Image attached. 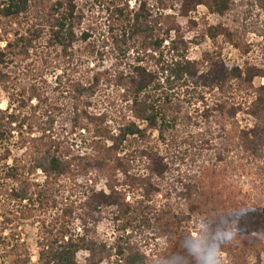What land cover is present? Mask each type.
<instances>
[{"label":"trees","instance_id":"obj_1","mask_svg":"<svg viewBox=\"0 0 264 264\" xmlns=\"http://www.w3.org/2000/svg\"><path fill=\"white\" fill-rule=\"evenodd\" d=\"M125 1L121 8L93 0L90 11L98 6L101 18L107 14L113 24L122 23L112 41L100 36L96 42L98 28L83 0H0V87L10 93L23 77L32 81L18 98H10L6 111L0 109L3 159L11 156L9 145L15 140L23 151L1 173L0 264H33L18 232L23 221L41 226L38 264H156L138 240L155 248L161 240L169 260L175 259L172 264L180 258L179 264H207L209 253L218 250L213 245L220 230L222 236L234 235L248 224L250 232H260L261 218L234 217L197 177H184L180 167L196 168L210 154L213 164L205 165L226 174L237 151L242 162L263 170L264 86L255 89L254 81L264 79V68L228 66L210 54L202 62L191 61L181 29L167 18H153V0H138L137 10ZM154 3L174 7L184 17L200 6L225 16L233 6L232 0ZM252 6L264 10V0ZM173 31L177 38L166 56L164 45ZM219 33L216 28L206 32L213 40ZM80 40L89 43L85 59L70 52ZM95 57L100 65L111 57L112 67L103 72L89 68ZM208 65L207 76L200 77ZM55 68L61 75L52 88L44 77ZM198 78L203 84L196 87ZM59 105L79 123L78 138L64 122L58 126L59 117L50 109ZM239 115L248 118L244 127ZM227 123L233 124L231 131ZM101 176L108 192L97 191ZM129 194L133 201L128 202ZM104 214L117 227L116 244L97 236V215ZM237 252L228 250L230 264H247ZM242 252L245 256L248 250Z\"/></svg>","mask_w":264,"mask_h":264},{"label":"rangeland","instance_id":"obj_2","mask_svg":"<svg viewBox=\"0 0 264 264\" xmlns=\"http://www.w3.org/2000/svg\"><path fill=\"white\" fill-rule=\"evenodd\" d=\"M102 1L106 3L107 6H110L113 2L116 6L119 5L121 8L126 7L125 0ZM137 2L139 1L130 0V10H137L139 5ZM154 2L157 3L158 0H153V3H151L153 18H167L168 20L166 21L168 23H174L179 29H181L184 41L189 45L188 58L191 61L202 62L205 57L210 54L215 58L217 57V61L220 60L228 66H245L246 64H250L264 68V10L259 6L258 8L252 6L255 3V0H232V9L225 16L213 15L206 7L200 6L197 8L196 12L190 14L188 17L180 15L174 7L163 9L164 7H158ZM92 3L93 0H83L82 5L86 11H90ZM94 9L97 10L93 12L90 11V13L93 14L90 20L95 24L93 27L98 28V32L94 33L92 41L97 42L100 40V36H102V39H104V36H108L112 41L121 30L122 23L120 24V22L118 23L117 21H114L113 24V20L110 22L107 14H104V16H102L103 18L100 17L98 6ZM215 28L219 30L220 33L217 38L213 40L209 34H206V32L209 29ZM228 34H232V39H228ZM169 38L166 39L164 45L166 50L164 51V48L162 49L166 56L171 41H174L177 38L176 31H173ZM101 42L102 41L99 43L100 47L101 44H103V42ZM88 44V42L80 40L78 43L74 44L73 49L70 52L79 59H85ZM4 47L5 45L3 44V48ZM169 58L170 56H168V59ZM89 63V68H98L97 70L99 72H103L112 67L113 59L111 57L106 58L104 64L100 65V59L95 57L90 58ZM210 67V65H208V67H203L201 69L200 77H206L210 71ZM60 75L61 69L55 68L48 71L44 78L52 88H57V80ZM195 83L196 87L203 84L202 80L199 78ZM31 84L32 81L30 79L23 77L16 83V89L10 93L0 87V109L6 111L9 108L10 98H13V96L18 98V96L31 87ZM261 86H264V79H255L254 88L257 89ZM217 92L218 89L214 92L215 96H218ZM252 92L254 91L251 90L250 93ZM245 97L246 96L241 100L244 103L246 100ZM32 104L36 106L38 102L35 100ZM195 107L200 108V105H196ZM60 109V105L50 109L52 112L55 111V117H59L58 126H61V123L64 122L63 124L69 134L74 138H78V135L75 134L77 131L75 128L79 123H76V121L70 117H66L67 109H61V111L64 112H59ZM192 112L196 113L195 109L192 110ZM238 117L243 127L248 124V118L246 116L239 115ZM227 124V130L231 131L233 124ZM155 135L157 136V134ZM16 142L17 140L9 145L11 156L7 160L3 159V156L6 155L5 147H0V178H2L1 173H4V170H6L8 166H13L14 161L16 159H21L23 156V151L18 149ZM242 156H239L237 151H234L231 154L233 160L231 159L230 162L234 161V165L230 169L231 171L226 174L224 173V169L218 170L216 173L210 166L205 165L206 162L210 160L211 161L208 164H213L212 161L214 157L210 154L206 156V161H200L196 168L181 166L180 171L184 177H197L201 187L205 188V191L215 194L218 202H221L222 206H226L228 211H231V214L234 217L238 216V214L249 213L251 216H248L245 220L249 221L253 218L254 221H256L258 218H261L260 232H264V166L261 164V167L263 168L262 172L250 164L251 161L249 163L246 161L242 162L240 159ZM136 169L138 170L139 168ZM139 172L143 177L147 176V172L142 170V168H140ZM38 177L39 180L42 181V175L40 173ZM79 180L83 185L87 182L86 178ZM107 187V179L101 176L99 183L97 184V191L108 192ZM125 188L127 190L129 189L128 187ZM137 197L141 200L144 198L141 194H137ZM158 198L161 201L163 196L161 195ZM127 199L128 202L130 200L133 201L134 195L129 194ZM148 204L151 205L152 203L149 202ZM97 218L100 220L97 224V236L101 240L116 244L119 233L117 232L115 223L105 214L102 217L97 215ZM2 220L3 219L0 218V228ZM238 228L239 229L235 231L231 240L227 238L226 234H223L224 236H222V233L225 231L220 230L219 236L221 238L213 245V247L215 246L214 248H218L219 252L222 253V256L219 257L220 264H230L227 255L229 249H237L239 252L237 253L243 255V258H245L244 262H247V264H264V254H260L264 248V237L257 235V233H260L259 231L250 232L248 224L245 227H241L240 225ZM8 232L9 231L6 232V235ZM18 232L21 235L22 242L27 245V248L32 255L33 264H38L40 253L38 244L41 237V226L39 222L34 223L33 221H23L20 223ZM194 236L197 237L196 234H194ZM157 242L160 245L159 248H155L156 246H146L145 242L138 240L139 246L151 256L150 260H153V263L172 264L175 259H173V261L169 260V250L166 251L164 249L161 240H158ZM222 243H225V245H221ZM259 246H261L262 249H260ZM244 248L248 250L245 256V251L241 253V250ZM85 258V254H82L79 257L81 261H84ZM181 261L182 258L179 259L178 264Z\"/></svg>","mask_w":264,"mask_h":264},{"label":"clouds","instance_id":"obj_3","mask_svg":"<svg viewBox=\"0 0 264 264\" xmlns=\"http://www.w3.org/2000/svg\"><path fill=\"white\" fill-rule=\"evenodd\" d=\"M226 235H227V238L231 240L233 233H228ZM257 235L264 237V232L257 233ZM221 256H222V253H220L218 250L209 253L208 258H207V264H220L219 257Z\"/></svg>","mask_w":264,"mask_h":264}]
</instances>
